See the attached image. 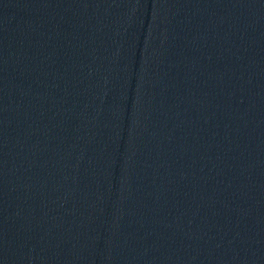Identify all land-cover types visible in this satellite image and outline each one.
<instances>
[{
    "label": "water",
    "instance_id": "water-1",
    "mask_svg": "<svg viewBox=\"0 0 264 264\" xmlns=\"http://www.w3.org/2000/svg\"><path fill=\"white\" fill-rule=\"evenodd\" d=\"M225 264H264V239Z\"/></svg>",
    "mask_w": 264,
    "mask_h": 264
}]
</instances>
